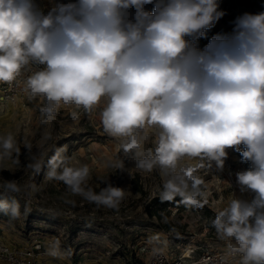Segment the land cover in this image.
I'll list each match as a JSON object with an SVG mask.
<instances>
[{"label":"clouds","instance_id":"clouds-1","mask_svg":"<svg viewBox=\"0 0 264 264\" xmlns=\"http://www.w3.org/2000/svg\"><path fill=\"white\" fill-rule=\"evenodd\" d=\"M218 9V0H52L45 11L35 0H0V83L12 85L30 72L26 91L47 101L42 123L52 121L61 105L91 113L105 101L104 132L122 140L123 153L132 154L140 170L159 167L167 177L161 202L179 196L184 205L203 208V180L180 162L199 158L223 169L226 149L239 152L251 167L236 173L237 182L253 198L233 194L211 224L240 254L239 264H264V12L238 16L231 33L200 49L196 41L225 15ZM149 128L158 135L145 155L139 133ZM49 139L45 132L41 146ZM24 149L28 168L36 174L46 168V178L63 182L73 195L112 210L125 199L127 189L108 180L98 193L88 187L89 166L70 163L67 146L51 156L33 152L27 142ZM20 156L14 135H0V161L19 165ZM2 188L0 212L18 217L14 196L21 187L4 180ZM46 251L71 254L61 253L59 240Z\"/></svg>","mask_w":264,"mask_h":264},{"label":"rangeland","instance_id":"rangeland-1","mask_svg":"<svg viewBox=\"0 0 264 264\" xmlns=\"http://www.w3.org/2000/svg\"><path fill=\"white\" fill-rule=\"evenodd\" d=\"M35 2L47 11L52 0ZM246 2L218 1V10L225 15L215 24L228 34L238 16L264 12V0L256 3V9L248 8ZM46 104L42 96H29L19 105H0V135L11 132L21 149L19 165L9 159L0 161V193L4 180H16L22 189L14 196L19 202L20 215L13 217L0 212L2 240L17 248L42 246V254L37 257L41 264H148L158 252L176 257L187 248H197V254L230 249L229 242L219 238L211 221L216 210L226 206L233 194L238 198V192L229 185L230 169L238 159L242 160L238 152L226 149L228 156L223 169H217L214 164L208 167L207 162L199 158L185 157L180 165L196 168L195 174L203 180L201 187L207 194V203L197 208L180 201L179 205H171L151 216L150 212L156 209L150 208V204L159 197L167 177L162 176L159 167L152 172L140 170L136 158L123 153L122 140L104 132L100 113L105 102L101 100L91 113L74 105H61L52 121L42 123L46 117L40 109ZM73 113L77 118H73ZM45 132L51 139L41 146ZM139 135L145 155L154 150L158 130L149 128ZM145 136L148 138L143 139ZM26 142L32 145L33 152L47 156H51L56 147L67 146L64 155L71 158L70 163L89 166L87 186L97 193L107 186L103 182L107 180L113 186L126 188L127 194L119 209L98 207L73 195L63 182L48 180L46 168L39 174L34 173L27 167ZM243 164L247 170L251 167L250 162L243 161ZM117 165H121L123 171L118 170ZM33 185L35 190H32ZM150 237H157V242L150 244ZM53 240H59L61 253L71 254L63 258L48 255L46 250Z\"/></svg>","mask_w":264,"mask_h":264},{"label":"built area","instance_id":"built-area-1","mask_svg":"<svg viewBox=\"0 0 264 264\" xmlns=\"http://www.w3.org/2000/svg\"><path fill=\"white\" fill-rule=\"evenodd\" d=\"M37 1V0H35ZM40 66L34 65L32 70H38ZM30 72H25L18 78V81L12 85L0 83V105L11 104L19 105L30 96L26 91L24 81ZM105 102V101H104ZM247 170L241 159L237 160V164L230 169L229 185L238 192V198L251 200L253 194L249 191H244L242 195L241 187L237 182L236 173ZM241 192V193H239ZM42 246H36L33 249L17 248L5 242L0 238V263L1 264H41L38 261V256L42 254ZM197 248H187L178 256L169 257L165 252H158L149 261L148 264H233L239 262L240 254L234 253L231 249L219 252H203L197 254ZM187 253V254H186Z\"/></svg>","mask_w":264,"mask_h":264},{"label":"trees","instance_id":"trees-1","mask_svg":"<svg viewBox=\"0 0 264 264\" xmlns=\"http://www.w3.org/2000/svg\"><path fill=\"white\" fill-rule=\"evenodd\" d=\"M218 1L223 2L224 0H218ZM258 1L259 0H247L245 5L250 9H253V8L256 9V6H257L256 3ZM64 2H68V0H64ZM145 7H146V10H148V11H153V8H154L153 5H146ZM222 34H226V33L224 32V30L221 27H219L215 24L211 29L206 31V33L203 37H201L198 41H196L197 47L200 49H204V47L209 44V42L211 41V39L213 37H215L217 35H222ZM187 39H191V38L189 37ZM240 147L243 149V145H241ZM239 155H240V153H239ZM240 157H241V155H240ZM180 201H181V198L179 196H177L175 198V200L172 202H161L160 198L156 197L152 200V203L150 204V208L154 207L156 209V211L150 212V215L151 216L157 215L158 213H160V210H166L171 205L177 206L180 204Z\"/></svg>","mask_w":264,"mask_h":264}]
</instances>
